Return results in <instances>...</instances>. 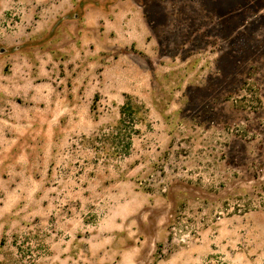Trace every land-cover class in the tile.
<instances>
[{"label":"rangeland","instance_id":"374dc122","mask_svg":"<svg viewBox=\"0 0 264 264\" xmlns=\"http://www.w3.org/2000/svg\"><path fill=\"white\" fill-rule=\"evenodd\" d=\"M262 183L264 0H0V264H264Z\"/></svg>","mask_w":264,"mask_h":264},{"label":"trees","instance_id":"16d2710c","mask_svg":"<svg viewBox=\"0 0 264 264\" xmlns=\"http://www.w3.org/2000/svg\"><path fill=\"white\" fill-rule=\"evenodd\" d=\"M139 110H140V106L137 103L133 102L131 98H128V100L121 107V119L119 120V124H123V122L126 121V117H128L131 120L133 119V121L136 120V118L138 117ZM131 139L132 138H129V141H131ZM254 195L259 197L260 199L258 204H255L252 200H249V202L246 204H240V203L236 204L234 208L238 212L239 211L248 212L250 210L256 209L257 207L264 208V183L260 185V188L255 189ZM247 196L249 197L250 194H247Z\"/></svg>","mask_w":264,"mask_h":264},{"label":"water","instance_id":"95a60500","mask_svg":"<svg viewBox=\"0 0 264 264\" xmlns=\"http://www.w3.org/2000/svg\"><path fill=\"white\" fill-rule=\"evenodd\" d=\"M4 51H6V49L2 48V49H1V52H4Z\"/></svg>","mask_w":264,"mask_h":264}]
</instances>
